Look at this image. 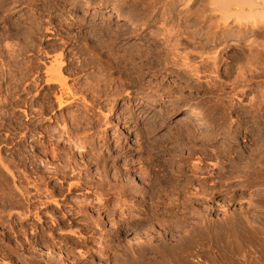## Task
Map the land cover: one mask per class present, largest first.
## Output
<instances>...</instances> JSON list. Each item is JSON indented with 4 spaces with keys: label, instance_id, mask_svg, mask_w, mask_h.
<instances>
[{
    "label": "rangeland",
    "instance_id": "rangeland-1",
    "mask_svg": "<svg viewBox=\"0 0 264 264\" xmlns=\"http://www.w3.org/2000/svg\"><path fill=\"white\" fill-rule=\"evenodd\" d=\"M44 1L17 0L18 4L15 2L14 6L12 5L16 7L13 11L0 13V16L2 15L0 37L5 35L7 30L13 35L12 39L0 41L2 94H4L3 88H6L10 82V74L8 69L2 67V61H8L9 68L16 74L19 72V67L22 68L23 61L17 59L15 54L18 53L16 48L27 42L25 33H29L30 21L22 14L28 9L38 21L41 19L45 22L42 27L52 23L60 37L66 36V22L70 23L74 19H78L86 27L95 24L101 26L100 30L103 31L114 30L115 35L118 36V50L111 55L112 67L109 68L106 67L107 59L104 54L107 52L106 48L100 50L102 56L98 60L87 58L88 55L82 49L74 52L76 55L74 60L79 58L78 60H85L86 64L88 63L86 70L89 74L78 79V87L88 102L86 105L89 109L73 106L66 110L62 117V120L65 119L64 129L61 128L62 120L59 121L61 125L58 126L52 120L44 124L42 129L51 127L53 135L51 134L50 138H52L49 140L47 136L37 138L40 143L36 146L49 153L54 147L52 141H58L59 154H61L59 163L62 164L65 159L70 167L75 169L69 175L71 178L67 176L68 183L74 184L80 178L86 186L85 189L76 191L77 200L68 203L56 198L64 211L56 210L54 205L50 209L46 208V205H43L42 209L41 205H36L34 214L27 218L29 220L25 224L27 230L19 238L30 243L26 248L32 247L35 249L34 254L44 256L46 250L51 249L48 243L55 242V254L63 253V256L69 257L71 251L77 256L78 249L86 252V248L75 247L74 243L79 241L81 234L89 238L90 234L94 233L96 238L101 236L98 245L92 246V252L96 251L95 263L106 264L108 257L120 259L130 248H135L138 242L145 240L149 233L154 235L153 240H161L162 235L164 239H169L171 235L165 232L163 221L169 218L171 213L169 208L175 203L182 208L183 196L179 198L176 192L198 191L197 197H194H199V202L193 206L196 213L201 211L206 202L199 195L202 191L200 184L194 181L198 174V178L204 175L203 172L199 173V165L207 167L211 173L208 185H211L212 190L208 203L211 206L212 220L220 221L225 215L228 216L233 212L234 214L246 210L253 212L250 204L254 203L255 197L264 190V181L257 176L245 178L244 169L238 167L245 166L247 161L248 164L251 163L252 159L254 162L260 160V163L258 162L260 166L264 163L262 159L264 153L261 155L262 160L252 154V150L258 148L262 140L264 141V130H262L264 121L258 116L257 121L254 118L253 120L251 115L246 113L250 106L264 102V30L227 39L217 30H205L200 29L198 25L195 26L190 16L181 17L175 13L158 15L155 21L142 27L136 18L141 9L148 8L147 3L142 0H124L119 4H115L113 0H55V4H51V0H48L52 9H49V15L43 14L41 17L38 15V9ZM18 9L23 10L18 12ZM18 21L21 26L13 30L12 23L16 24ZM86 27L82 28L83 32H89ZM124 30L127 32L125 33ZM76 31H72L71 34L74 35ZM59 36L56 37L55 34L45 31L38 41L43 43V46L54 45L60 42ZM4 45L8 47L11 45L10 48L15 50L14 53L7 52ZM158 51H161L162 55ZM257 54L260 58L250 59ZM28 55L31 57V53H27ZM43 56L39 57L38 60L41 62L38 63L44 69L43 65H48L50 60L48 56H44L46 60ZM70 56L73 55H69L67 59ZM115 56L123 57L124 61L129 60L116 64L113 60ZM141 65L145 67L143 73L134 72L136 70L133 69ZM129 68H132L131 72L136 74L125 72ZM75 77H69V84H76L73 82ZM42 87L45 86L42 84L40 89ZM148 97L152 102L147 101ZM191 106L199 108L201 116L186 119L185 110ZM19 109L15 108V111H19V115H13V121L18 117L24 120ZM54 135L59 136V139ZM5 136L12 137L7 130H0V158L7 160L12 172L25 176L23 183L31 187V193H34L32 184L37 181V176L31 173L30 162L27 165H20L17 161L23 156L37 155L40 151L33 148L35 144L30 138L20 141V136H17L12 140H5ZM259 136H262L261 141L258 140ZM66 137H69L70 141L66 142ZM76 143H81L83 148H76ZM21 148L24 150L22 154L21 151L19 152ZM231 159L236 160L237 163H234L236 166L232 165ZM182 162H185L187 167H183ZM42 163H36V168H45ZM258 164H253L255 169H258ZM194 165L197 169L189 173L192 169L190 167H195ZM218 166L231 170V174L227 171L232 177L231 182L224 184L219 180V176L214 174ZM233 166L237 168L236 171ZM194 172L197 174L195 175ZM172 175L174 177L172 186L177 190H172L171 183H167L168 186L163 188L157 186L160 195H164V198H159L158 195L150 201L148 197L144 198L133 193L136 188L142 189L152 177L163 178ZM241 175L244 177L242 178ZM237 178L242 182L238 184ZM1 182L0 178V184ZM14 182L19 185L18 178H15ZM3 183L10 188L12 179ZM40 183L50 190L52 184L59 183V179L57 181L52 177ZM241 184L246 190L237 189ZM9 192L15 200H19L14 190ZM82 194H86L85 200L79 198ZM167 199L174 200L169 202ZM0 210L3 211L1 214L5 217L4 220H9L10 218L5 215L10 209L1 206ZM15 211L16 208L11 212L15 213ZM65 212L68 217L75 218L79 225L72 228L59 226L63 217L61 214ZM178 213L187 215L182 210ZM257 216L260 222L257 226L260 238L257 248L260 253L256 262L249 264H264V216L261 214ZM148 219L152 220L149 222ZM161 220L159 224L158 221ZM193 220L196 222L195 218ZM133 221L143 222L144 225L124 231L125 225L133 224ZM11 222V225L17 226L16 216L11 218ZM13 226L7 227L4 223L3 227H0V248L4 250L2 252L4 258L0 257V264L1 262L22 264L26 256L28 257V253L20 257L4 256L8 254L6 244L11 248L16 244L9 229ZM41 229L42 234L39 233ZM69 236L74 240L70 241ZM89 246L91 247L90 244ZM207 248L212 252L210 264H220L219 260L215 259V255L218 254L217 247L210 244ZM71 260L76 263L73 258ZM87 263L88 261H85L81 264Z\"/></svg>",
    "mask_w": 264,
    "mask_h": 264
},
{
    "label": "bare ground",
    "instance_id": "bare-ground-1",
    "mask_svg": "<svg viewBox=\"0 0 264 264\" xmlns=\"http://www.w3.org/2000/svg\"><path fill=\"white\" fill-rule=\"evenodd\" d=\"M16 1L17 0H0V13L1 12L10 13L11 11H13L16 7H12V5ZM113 1L115 4H119L124 0H113ZM142 1H145V4L147 3L148 5V8L141 9V12L139 11L140 13L136 15L137 16L136 18H138L137 21L138 23L140 22L142 27H145L146 25L155 21L158 15L161 16H163L164 14L172 15L173 13H175L181 17L190 16L191 17L190 19L192 20V24L194 25L196 24L195 26L198 25L200 29H205V30H209V29L217 30L218 33H220L221 35L224 36V38L227 39L239 38L241 36L253 34L256 30L258 31L264 30V0H142ZM50 2H52L51 4H55V0H51ZM51 4L49 3L48 0L42 2V5H40L41 7L38 9L39 12L38 15L39 16L43 14L49 15L50 13L49 9L50 8L52 9ZM18 10H19L18 12H21L23 9H18ZM31 12L28 9L22 14L23 16H27V19L30 21L28 26L29 33H25L27 34L26 44L16 48L18 53L15 54L17 59L23 61L22 68L19 67V72L18 74H16L14 73V70L12 71L9 68L10 65L8 64V61L7 62L6 60L5 62L2 61V67L8 69V72L10 74V82L7 84L6 88H3L4 94H2V88L0 86V130H7V132L12 136L11 138L8 137L9 135L7 137L5 136V140H12L17 136H20V141L21 140L25 141L28 138L33 140V143L35 144L33 148L35 150H39L40 152L37 155L31 157H28V155L23 156V158L18 159L17 163L20 165H27L28 162H30V166L32 167L31 173L37 176V181L33 182L32 187L34 193H31L32 188L23 183L25 176L19 174L17 175L15 174V172H12L8 167L7 160L0 158V178L2 179V182L0 184V207L3 206V208L10 209L7 215H5L8 218H10L9 219L10 221L6 219L4 220L5 217L1 214L3 213V211L0 210V227H3L4 223L7 224V227L9 225L13 226L11 225L12 224L11 218L15 216L18 221L16 225L19 226V228H17V226L16 227L13 226L9 228L12 235L14 236L16 244L12 246V248L9 247L10 245L8 246V244H6L8 254L4 256L11 257L12 255H16L20 257L23 254L28 253V257L26 256L25 261H22V264H77V263L81 264L85 261H88L87 264H97L95 263L96 251L92 252V246L98 245V240L99 238H101V236L99 238H96L94 233H91L89 238L85 237L86 235L83 236L81 234L80 235L81 237H79V241H76L74 244L75 247L78 246V248H86V252L80 251V249H78L77 250L78 255L75 256L74 253L70 251L69 257L68 255L63 256L62 255L63 253L60 255L55 254L54 252V248L56 246L55 242L48 243V247H50L52 250L49 249L50 251H48L47 249L44 256L34 254L33 252L35 251L34 248L32 247H29V249L26 248V246L30 245V243L21 241L19 238H21V235H23V233L27 230L25 229L26 226L25 224H27L26 222L29 221L27 220V218L29 219L31 214L32 213L34 214V210L37 209L36 205L37 206L41 205V209L43 205H46V208L49 209L53 208L54 205L56 207V210L60 209L61 212L64 210L61 209L62 206L59 205L58 202L59 200H57L56 198H60L64 200V202L69 203L71 202V200L74 201L78 199V196L75 195L77 190L85 189L86 183L81 182L80 178H78L79 180H77V182L74 184L70 182L68 183V179L70 177L69 175L70 173H73L75 169L70 167V164H68V162L65 159L62 161L63 162L62 164L59 163L61 160L59 155L61 154H59L60 150H59L58 141L51 140L53 142L52 145L54 147L53 149L51 148L49 155L47 151H44V149H40L39 147L36 146L38 143H40V141L37 140V138L41 139L46 136L48 140L52 138V137L50 138V135L51 134L53 135V132L51 131L52 130L51 127L47 126L42 129L44 124L48 123L51 120L55 121L56 123L55 125L57 126L58 124L62 123V125L61 124L60 125L62 126L61 128L64 129L65 123L63 124V122L65 119L62 120L63 119L62 117H64L63 116L64 112L69 108L76 106V107H82L87 110L89 109L88 106L86 105V103L88 102L84 99L83 97L84 95L82 96V93L80 92L78 87V79L82 76L89 74L86 70L88 63L86 64L85 60H78L79 58L74 60L73 58L76 56L74 52L78 51L79 49H82L85 52V54L88 55V56L86 55L87 58H90L91 60H98L102 56L100 50L106 48L107 50L105 51L107 52H104L105 57L107 59L106 67L108 68L112 67V62L110 58L111 55L115 54V52L118 50L117 47L118 36L115 35L114 30L103 31L100 30L101 26L98 27L95 26V24L88 25L86 27V25L81 24V22L78 19H74L71 20L70 23L66 22V30H65L66 36L60 37L57 31L54 30V26L51 25L52 23H47L46 27H42V24L45 22L42 21L41 19L38 21V18H35ZM1 16L0 18H2ZM12 26H13V30L14 29L17 30L18 27L21 25L20 22L18 21L16 24L12 23ZM83 27H86L89 30V32H83L82 31ZM74 30L77 31L74 35H72L71 32ZM45 31L48 32L49 34H55L56 37L59 36L58 40L60 42L54 45L43 46V43L38 41L39 40L38 38L43 36ZM124 31L125 33L127 32L126 30ZM4 34L5 35H2L0 37V41L2 39L8 40V38L13 37L10 30H7V33ZM61 35L64 34L61 33ZM80 39H82L83 41H80ZM10 47L4 45V48L7 49V52L12 54L14 53L15 50L14 49L12 50V48ZM27 53H31V57L29 55L27 56ZM158 53L162 55L161 51L160 52L158 51ZM42 55L46 57L48 56L47 58H49L50 60L48 65L46 64L43 65L44 69L41 68V64L38 63L40 61L38 59L39 57H42ZM69 55H73V56L72 57L70 56V58L67 59ZM122 58L120 56H115L113 60L116 62V64L129 60L126 59L124 61L122 60ZM258 58H260L259 54L253 55L250 59L257 60ZM44 59L46 60V58ZM41 60L43 59L41 58ZM127 63L128 62H126V64ZM41 69L43 70L41 71ZM133 70H136L134 71L136 73L140 71L143 73L145 67L144 65H141L137 69L134 68ZM131 71L132 68H129L126 69L125 72L129 73ZM131 74H133V72H131ZM70 76L72 77L76 76L75 79L73 80V82L76 83L75 85H71V83L69 84ZM42 84L45 87L44 88L42 87V89H40ZM43 91L45 92L42 93ZM83 101H85V103H83ZM147 101L152 102L150 97L147 98ZM15 108H20L19 110L22 111L21 114H23L24 120H21L19 119L20 117H18V119L13 121L12 116L16 114L19 115L18 113L19 111H15ZM248 109L249 111H247L246 113L248 115H251L250 117H252V119L254 118L257 121L256 118L258 116L260 119H263L264 121L263 101L259 103L257 102L256 104L250 106ZM196 116H201V110L199 108L195 106H191L185 110L184 117L186 119ZM60 120H62V122L59 123ZM35 122H37V124H35ZM261 126L263 128V125ZM262 130H264V128ZM262 136H259L258 138L259 141H261ZM54 137L56 139H59V136L54 135ZM66 138H67L66 142L70 141L69 137ZM75 147L81 149L83 148V145L81 143H76ZM20 151L21 154L24 152L22 148L19 149V152ZM263 153H264V141L262 140L261 145H259L258 148L252 150V154L257 155V157L261 159V155ZM42 157L44 159H42ZM57 157H59V159H57ZM253 158H256V156L255 157L253 156ZM262 159L264 160V155ZM252 160L250 161L251 163L248 164L249 161H247V164H245V166L243 165V167H238V169L239 168L244 169L243 172L245 178L257 176V177H261L260 179H263L262 181H264V178H262V176H264V163L262 166H260L258 164L260 160L258 162H254ZM235 161H236L235 159H231V162L233 163L232 165H235L237 163V162L235 163ZM41 162L44 163L43 167L45 168L43 169L36 168L37 167L36 163H41ZM254 163L258 164V169H255L256 167L253 165ZM183 165H184L183 167H187L185 162L183 163ZM190 168L192 169H190L189 173H191L193 169L195 168L197 169V166L195 167L191 166ZM229 168L230 167H228V169ZM198 169H200V171L199 170H195V171H199V173L203 172L204 175L201 178H198L199 174L195 176L197 172H194V174L196 173L194 176L197 177L194 178V181H197L200 184V188L202 191L199 195H201L202 196L201 198L205 199L204 201H206L201 211L196 213L193 207L195 206V204L197 205L199 202V197L196 198L198 195L197 194L198 191L196 193L195 192L189 193L188 191H184V190L176 192L179 198L181 195L183 196L181 202L182 208H180V205L176 206L175 203L172 207H170L171 209L169 208V210H171L169 218L163 221L164 230L167 233V235H171V237L169 239H164L163 238L164 235L161 234L162 235L161 240H155V239L153 240L154 235H152V233H149V236L147 234L146 236L147 238L145 237V240H143L142 242H138L135 248L133 247L130 248L128 252L125 253L123 257H121L120 259H116V258L113 259L111 257H108L106 259V264H167V263L168 264L170 263L210 264L209 260H211L212 252L207 248V245L210 244H213L217 247L218 254L215 255L216 257L215 259H218L220 264H249L256 262L258 258L257 255L258 253H260L259 249L257 248L259 246V241H260L259 229L257 227L260 224V222L258 220L257 215L261 214L264 216V190L260 195H257L255 197V199L253 200L254 203L250 204V207L253 209V212H250L249 210L238 212L235 214L233 212L228 216L225 215L220 221L217 220L214 221L210 217L211 206L208 203V197L210 196L212 190L211 185H208V182L211 179V173L205 166L200 167L199 165ZM233 169H235L236 171L237 168L233 166ZM227 171L228 170H225V167L221 166L216 169L214 174H216V176H219L220 179L219 178L218 179L220 181H223L224 184L225 183L228 184L229 181L231 182L232 180V177L230 175L232 172L230 170L228 171V173L230 172L231 173L228 174ZM191 175H193V173ZM67 176H69L68 179ZM52 177L53 178L55 177L57 181L59 179V183L52 184L51 189L48 190V188L43 184H41L40 181L44 182L46 179H51ZM15 178H18L19 185L15 184L14 182ZM173 178H174L173 175L170 177L164 176L163 178L152 177L150 181L147 182V184H144V187L142 189L136 188L133 193L138 196H143L144 198L148 197V199L152 201L156 196L160 195V190L157 188V186L160 185L161 188L165 186L167 187L168 186L166 185L167 183L169 184L171 183L170 186H172V183H174ZM8 179H12V186H11L12 188L6 187V185H4L3 183ZM238 180L239 179L237 178V183L242 182ZM233 183H235V180ZM242 186H243L242 184L239 185L237 189L241 191L246 190L243 189ZM11 190H14L16 196L17 195L19 196V200H15L14 199L15 197L9 195L10 194L9 191ZM172 190H177V188H173L172 186ZM81 197L84 200L87 198L86 194H82L79 198ZM159 198H164V195H160ZM167 200L173 201L174 199L172 200L167 199ZM14 208H16V211L15 213H12L11 211H13ZM179 210L184 211L185 213H187V215L186 214L180 215L178 213ZM61 215L63 217L62 220L59 222V226L63 228L64 227L72 228L78 224L76 222V219L71 218V216L68 217L69 215H67L66 212ZM194 218L196 222L193 220ZM151 220H149V222ZM158 222L159 224H161L162 220ZM141 225H144L143 222L135 221L133 224L125 225L123 230L127 232L133 227L141 226ZM42 231L43 230L41 229L39 233H41ZM143 234L140 235L143 236ZM68 239L70 241L74 240L73 237L70 236L68 237ZM154 242H156V244H154ZM88 244H90L91 247L90 246L88 247ZM1 248H0V257L2 259L3 257L2 252L4 250ZM71 258H73V260H75L76 263H73Z\"/></svg>",
    "mask_w": 264,
    "mask_h": 264
}]
</instances>
